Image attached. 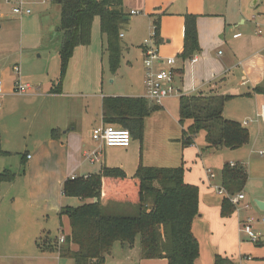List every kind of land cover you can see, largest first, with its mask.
Returning a JSON list of instances; mask_svg holds the SVG:
<instances>
[{
    "label": "crops",
    "instance_id": "obj_1",
    "mask_svg": "<svg viewBox=\"0 0 264 264\" xmlns=\"http://www.w3.org/2000/svg\"><path fill=\"white\" fill-rule=\"evenodd\" d=\"M17 1L20 0H13V2ZM42 1L43 5L48 7L45 5V0ZM50 2L53 4V0ZM121 2L122 11L126 15L125 21H127L124 26L126 32L120 34L124 45L121 60L126 53L136 51L137 56L132 61H142L143 65L142 43L146 37L150 36L154 23L158 22L159 32L156 43L158 55L162 62L168 58L175 59L174 82L179 90L178 95L189 96L206 90L214 91L218 95H233L235 97L224 106L223 117L238 122L245 128L254 117L258 134L253 138L248 131L249 142L237 150L205 149L204 136L195 137L192 145H183L184 128L178 119L179 97L171 96L157 105L159 109L144 120L141 144L132 139L128 148L102 146L100 161L87 164L84 154L100 146L93 141L92 131L103 125L101 118L103 97H143L145 74L143 73L140 86L126 79V95H117L113 92L103 94L101 90L99 119L98 122H94L91 129L90 127L85 129L82 125L77 129L74 122H71L69 129L63 132L58 123L48 124L46 131L44 128V136L34 144L37 147L34 148L33 155L25 156L28 160L25 174L28 173L29 183H31L28 204L25 207L16 210L3 207V203L7 202L6 199L10 194L8 189L12 187L9 184H13L14 181L0 183V264H10V261L16 258L32 261V264H62L63 259H60L56 253H40L36 247L40 234L49 232L45 228L38 227L42 216L47 219L57 216L59 218L58 233L63 234L64 237L70 234L68 219L60 218L59 211L62 206H75L79 202L65 198L66 203H63L64 196L61 191L60 198L59 186L62 189L63 183L71 176H87L97 173L102 167H119L127 177H131L139 162L146 167H182L184 182L198 187V215L193 221L192 233L199 244L200 264H213L216 255L230 258L235 264H254L252 258H264V248H259L264 247V225H257L261 224L257 221L263 216L261 214L263 211L252 208L249 211L256 217V219L253 218L257 223L253 225L254 231L262 235L259 244L254 245L247 240L245 234L239 231V223L244 219L245 213H248L245 211L248 209L245 203L246 196L253 201L257 199L264 202V190L261 187L262 183L264 184V151L257 149V146L264 147V124L259 118L261 106L264 104V0H121ZM0 6L2 12L9 13L4 0H0ZM186 14L196 16L199 51L193 55L197 58V61L193 63L189 58H181ZM14 21H19V18L9 19L7 16L0 18V29L3 26L10 28L15 24ZM258 30L261 31L260 34L257 33ZM23 46L21 40L18 50L16 47L6 55V57L10 54L14 55L15 53L12 52L18 51L19 56L14 66H18L21 60L24 66L31 65V61L24 54L28 52L29 47H25L26 50H24ZM48 49L45 47L44 50L49 53ZM39 50L41 51L42 48ZM83 55L84 50L78 49L71 62L73 60L77 62L79 56ZM126 63L132 65L130 60ZM159 66L161 65L158 64ZM75 73V78L70 77L69 81L71 78L73 81L78 80L80 73L77 71ZM22 77L21 81L27 84L28 91H31L32 87L25 81V76ZM15 81V78L9 79L7 76L0 79V98L12 96ZM49 84H51L50 89L54 82L50 81ZM36 87L40 89L39 86ZM255 89H261L262 92L257 93ZM59 96L75 98L72 94L63 96L49 92L44 96L30 95L28 96L30 100L26 102L31 100L33 102V99L39 98L41 99L39 109H41L44 102ZM16 111L25 112V108L13 110L10 106L3 107L0 104L1 144L4 142L3 134L5 135L1 128L6 119ZM58 114L55 112V120ZM53 133L56 134L54 138ZM6 137L10 139L9 142L13 146L19 145L21 141H19L18 133L13 129L7 133ZM1 151L9 154L7 151ZM256 154L261 158H257ZM5 157L6 155H0V173L7 170ZM230 164L243 166L248 174V182L242 192L244 198L235 206L234 213L229 217H223L221 204L226 195L220 192L221 171L225 165ZM207 170L210 171L209 174ZM66 172L67 175H65ZM253 182L259 183V187L255 190L251 188ZM3 184L7 185L2 186ZM2 191L3 201H1ZM121 204L112 205L123 209L125 204ZM38 217L40 219H37ZM2 225L8 227L9 233L3 231L1 233ZM34 228L39 230V233L35 234ZM63 229L66 230L65 233ZM29 241L35 246L32 254L28 253L29 251L17 253V255L14 253L15 250L12 247L26 246ZM72 248L75 249V247ZM113 253L112 250V256L109 257H113ZM139 253V247L136 245L129 250L119 245L117 255L122 264H166L163 259L141 260ZM106 263H108L107 259Z\"/></svg>",
    "mask_w": 264,
    "mask_h": 264
},
{
    "label": "trees",
    "instance_id": "obj_2",
    "mask_svg": "<svg viewBox=\"0 0 264 264\" xmlns=\"http://www.w3.org/2000/svg\"><path fill=\"white\" fill-rule=\"evenodd\" d=\"M53 3L59 7L60 79L50 93L61 94L68 64L78 49L90 46L96 22L100 39H105L109 72L116 74L124 50L120 34L127 24L121 0H53ZM154 27L157 43L159 23L155 22ZM198 51L196 16L186 14L181 58L190 59ZM234 97L209 90L179 96L178 119L184 128L183 145H192L199 133L204 134L205 149L237 150L246 145L250 136L244 125L223 117L225 104ZM158 109L159 106L143 97H103L101 118L103 124L128 130L131 138L141 144L144 120ZM187 121L190 125L186 126ZM0 155L8 154L0 150ZM20 164L24 174V155ZM15 178L8 170L0 173V183H12ZM183 178L182 167H146L139 162L131 177L119 167H102L97 173L67 179L62 185V195L79 202L75 206H62L59 211L60 218L68 219L70 234L62 244L46 235L36 242V247L40 253H56L60 259H71L74 264H106L115 244L129 250L139 239L141 260L200 264L199 244L192 233V224L198 215L199 191ZM247 182L248 174L243 166L223 167L221 183L228 196L242 194ZM104 201L125 204L120 209L124 214L105 215ZM234 211L235 206L225 197L221 215L229 217ZM213 264L235 262L216 255Z\"/></svg>",
    "mask_w": 264,
    "mask_h": 264
},
{
    "label": "rangeland",
    "instance_id": "obj_3",
    "mask_svg": "<svg viewBox=\"0 0 264 264\" xmlns=\"http://www.w3.org/2000/svg\"><path fill=\"white\" fill-rule=\"evenodd\" d=\"M42 0H20L17 2H11L9 5H6V10L9 11L14 6L21 4L23 8L30 10L31 14L20 17L19 21H14V25L10 28L3 26L0 29V76H7L9 79L12 77L17 79L13 73L14 63L18 59V45L22 40L23 49L29 47L28 52L24 53L26 58L31 61V65H23L21 60L18 64L20 68L21 78L25 76V81L32 87L31 91H27L26 94H12V96H3L0 98L1 106L8 107L13 110H18L20 107L25 108V112H13L11 116L6 119L1 130L5 132L3 134L4 142L0 145V150L7 151L9 154L4 158L5 165L7 170L12 174L16 175V178L13 184H9L8 191H10L9 197L3 203V207H8L11 209H19L25 207L28 204V193L31 190V183L28 177V173L21 174V157L24 155H33L34 146L39 139L44 136L46 131V125H51L52 123H58L62 131L69 129V124L74 122V125L77 129L82 125L83 128L87 129L94 125V122H98L100 115V94L102 93L113 92L117 95H126V79L132 81L135 85L140 86L143 73L145 74V69L143 71L142 61L134 62V59L137 56L136 51H132L130 54H125L124 59L121 60L120 68L116 74L111 75L108 69V60L107 52L105 51V39L102 37L100 39L98 23L96 22L93 29V40L89 47L84 48V55L79 56L78 61L73 60L68 64L66 69L65 78L62 81L61 95L65 96L72 94L75 98L72 97H56L55 99H49L44 102L41 109H39V104L41 99L36 98L26 102L28 96L30 95H46L50 92L49 87L51 84L49 82L53 81L57 85L60 74V59L58 56V44H59V35L57 33V26L59 23V7L56 4H52L50 0H45L48 7H45L42 3ZM45 8V10H42ZM0 11L1 6H0ZM15 18V17H14ZM24 18V20H23ZM16 19V18H15ZM23 20V21H22ZM22 25V26H21ZM126 32V28L123 29L122 33ZM147 38V37H146ZM17 47L16 51H13V54H10L6 57L7 53L14 50ZM45 47H51L48 49L49 53L45 51ZM42 48L41 52L39 49ZM36 49V50H34ZM52 51V52H51ZM104 52V55L102 54ZM42 53L46 54L43 55ZM50 56V57H49ZM130 60L132 65L127 64L126 61ZM29 63V61H28ZM27 63V64H28ZM159 67H155V71L159 70ZM79 72L80 77L77 81H73L75 78V72ZM0 79H3V77ZM71 80L69 81V78ZM22 80V79H21ZM23 82V81H22ZM24 83V82H23ZM39 83V84H38ZM36 86H39L38 89ZM96 95V96H95ZM175 96V98H178ZM55 112H58L57 119L55 120ZM252 119V118H251ZM56 121V122H55ZM190 125V121L186 122V126ZM259 125L262 127L261 123ZM257 123L252 121L246 125V129L251 132V136L255 138L258 134ZM45 128V131H44ZM72 126L70 127V129ZM14 130L18 133L19 136V145L13 146L9 142L7 133L11 130ZM7 132V133H6ZM204 136L203 133L197 134L196 138ZM20 144H22L20 146ZM19 147V148H18ZM257 149L263 150L264 147L261 146ZM263 153V152H262ZM61 154V153H60ZM262 155V154H261ZM264 156V155H263ZM262 156V157H263ZM257 158H261L256 154ZM26 160V159H25ZM28 160H26V163ZM89 164V162L87 163ZM91 164V163H90ZM27 167V166H26ZM26 172V170H25ZM67 175V172L66 174ZM7 185L3 184L2 186ZM259 187L258 182H253L251 184L252 189H257ZM262 190H264V184L262 183ZM5 191V190H4ZM9 193V192H7ZM59 195L61 198V188L59 186ZM3 191H2V200L3 201ZM66 199L63 197L62 202L66 203ZM257 200V199H254ZM77 203V201H75ZM73 203V202H72ZM245 203H247V211L245 217H252V214L249 213L250 209L259 211L258 207L254 203L253 199L249 196H246ZM106 204H108L106 206ZM112 204H117L115 202L104 201V214L105 215H122L124 212L120 210L119 207L111 209ZM122 205L121 203H119ZM66 205V204H65ZM132 208V207H131ZM263 216L259 220L264 219V211L261 213ZM13 218V215H12ZM37 219H40L38 217ZM255 224H257L255 222ZM262 226L263 224H257ZM38 227L45 228L46 231H49L46 234H40L39 238H45L46 235L49 236L50 240H54L56 237H60L61 233H58L57 228L59 227V218L49 217V219L42 216L40 220V225ZM37 227V229H38ZM64 230V229H63ZM9 233L8 227L2 225L1 233ZM39 230L34 228V233L37 234ZM66 230H64L65 233ZM39 240V239H38ZM139 245V239H136L134 246ZM133 246V247H134ZM15 251L14 253H33L35 246L27 242L26 246H18L17 248L12 247ZM118 248L119 244H116L113 248V257H108L106 264H122L118 259ZM264 248V247H259ZM112 256V255H111ZM10 264H32V261H26L23 259H15L10 261ZM254 264H264V258H252ZM50 264V263H48ZM62 264H74L71 259H63Z\"/></svg>",
    "mask_w": 264,
    "mask_h": 264
},
{
    "label": "built area",
    "instance_id": "obj_4",
    "mask_svg": "<svg viewBox=\"0 0 264 264\" xmlns=\"http://www.w3.org/2000/svg\"><path fill=\"white\" fill-rule=\"evenodd\" d=\"M13 0H4L5 5H9ZM31 14L29 9H25L19 4L18 6H14L9 10L8 14L0 11V18L7 16V18H20L25 15ZM134 14V12H132ZM258 34L261 33L260 30L257 31ZM122 37V35H120ZM143 48V65L145 69V94L143 98L148 100L150 103L155 105H160L161 102L169 98L171 96H177L179 94V90L175 86V73L173 66L175 64L174 58H168L163 62L160 60L158 55V48L155 40V27L151 31V34L148 38H146L142 43ZM191 63L196 62L197 58L192 56L190 58ZM159 66V70L155 71V67ZM13 73L17 77L14 84V93L23 95L29 90V86L24 84L21 81L20 69L18 66L13 67ZM1 84V82H0ZM260 121L264 124V104L261 106ZM92 139L94 142L99 143L100 146L98 149H95L91 152H87L84 154V160L91 164L98 163L101 159V147H119V148H128L131 144V135L128 130L119 128L115 125L111 124H103L97 128H94L92 131ZM230 167H234V164H230ZM210 171L207 170V174ZM209 176V175H208ZM76 176H71L70 179H76ZM220 192H223L228 198L229 202L236 206L240 200L244 198L243 194H238L235 196H228L223 188L220 189ZM258 223L263 224L264 219L257 221ZM255 224V220L251 217H246L243 220H240L239 223V231L243 232L247 238V240L257 245L259 244L262 235L258 232H255L253 229V225ZM58 244H62L65 240V237L61 235L58 237Z\"/></svg>",
    "mask_w": 264,
    "mask_h": 264
},
{
    "label": "water",
    "instance_id": "obj_5",
    "mask_svg": "<svg viewBox=\"0 0 264 264\" xmlns=\"http://www.w3.org/2000/svg\"><path fill=\"white\" fill-rule=\"evenodd\" d=\"M127 20L129 18H126ZM254 203L256 204V206L258 207V209L260 211H264V202L263 201H259V200H254Z\"/></svg>",
    "mask_w": 264,
    "mask_h": 264
}]
</instances>
